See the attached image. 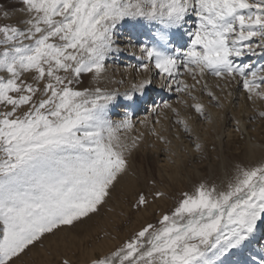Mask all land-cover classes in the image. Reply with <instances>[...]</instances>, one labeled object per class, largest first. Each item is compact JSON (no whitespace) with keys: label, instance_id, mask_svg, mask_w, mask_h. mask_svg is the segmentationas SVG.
I'll use <instances>...</instances> for the list:
<instances>
[{"label":"rangeland","instance_id":"obj_1","mask_svg":"<svg viewBox=\"0 0 264 264\" xmlns=\"http://www.w3.org/2000/svg\"><path fill=\"white\" fill-rule=\"evenodd\" d=\"M55 1L35 0L40 21L24 30L19 12L23 1L0 0V221L5 226L0 264H151L175 252L168 264H264V235L252 242L264 224V184L226 210L264 172V156L250 159L238 152V157L228 156L226 174L205 165L199 175L174 185L159 176L154 154L139 153L134 157L139 181L129 192L124 193L126 183L116 179L118 173L84 198L83 190L75 189L85 171L71 157L88 151L91 133L84 130L92 129L89 115L105 120L115 96L111 94L103 112L92 110L74 91L69 55L71 45L82 42L79 31L86 32L90 17L106 4L92 11L90 2L82 0V28L64 34L44 17ZM122 29L124 25L121 34L127 33ZM32 41L38 48L28 52L25 63L31 74L25 75L22 56ZM111 188L124 193L111 221L128 217L115 230L114 223L95 219L104 214ZM225 211L210 238V229ZM89 217L95 219L90 225ZM68 228L90 229L94 236L84 231L79 242Z\"/></svg>","mask_w":264,"mask_h":264},{"label":"bare ground","instance_id":"obj_2","mask_svg":"<svg viewBox=\"0 0 264 264\" xmlns=\"http://www.w3.org/2000/svg\"><path fill=\"white\" fill-rule=\"evenodd\" d=\"M21 1L24 30H32L40 21L35 0ZM88 1L92 11L100 4L106 7L90 17L86 32L79 31L81 44L77 46L75 41L71 45L70 79L75 93L83 95V101L96 112H103L111 94L115 97L105 120L89 115L92 129L84 130L91 133L88 151L71 157L85 171L79 176L82 185L75 186L83 190V198L91 195L97 184L110 183L117 173L116 179L126 183L124 193L132 190L139 181L134 166L139 153L154 154L159 176L174 185L199 175L205 165L211 171L219 167L226 174L228 156L238 157V152L250 159L264 156V0ZM82 2L56 0L46 7L44 17L53 30L71 34L82 28ZM195 14L201 18L195 26L203 49L193 53L186 64L166 59L159 43L178 30L183 20L192 24L190 18ZM122 25V30H129L125 34H121ZM31 45V49L25 45L22 56L25 75L31 74L25 63L28 52L38 48L35 41ZM80 55L86 59L80 61ZM212 66H219L214 75L209 73ZM253 188L242 193L243 198L252 194ZM112 192L103 205L104 214L95 219L114 223L115 230L114 226L128 217L111 221L122 207L124 194ZM225 215L226 211L216 219L210 238ZM88 219V225L95 220ZM3 228L0 221V237ZM84 231L88 230L69 229L67 233L82 242ZM86 234L94 236L90 229ZM263 235L264 224L252 242ZM176 255L160 256L151 264H165Z\"/></svg>","mask_w":264,"mask_h":264},{"label":"water","instance_id":"obj_3","mask_svg":"<svg viewBox=\"0 0 264 264\" xmlns=\"http://www.w3.org/2000/svg\"><path fill=\"white\" fill-rule=\"evenodd\" d=\"M244 197V194H241L240 196H238L233 202H232V204L234 203V202H236L237 200L238 201H242V200H244L245 198H243Z\"/></svg>","mask_w":264,"mask_h":264}]
</instances>
